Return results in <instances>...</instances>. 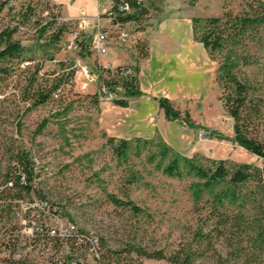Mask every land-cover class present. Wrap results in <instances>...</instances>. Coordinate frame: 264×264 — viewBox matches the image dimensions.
Returning a JSON list of instances; mask_svg holds the SVG:
<instances>
[{"label": "rangeland", "instance_id": "obj_1", "mask_svg": "<svg viewBox=\"0 0 264 264\" xmlns=\"http://www.w3.org/2000/svg\"><path fill=\"white\" fill-rule=\"evenodd\" d=\"M191 1L148 0L147 4L156 15L167 6L195 15L197 39L207 17L228 13L259 20L237 37H228L221 49L210 54L217 65L214 91L218 99L190 110L199 124L190 127V139L179 146L160 133L146 137L122 132L113 106L115 100H125V94L119 91L114 100L96 94L100 83L112 77L101 61L111 51L101 56L93 50L91 29L74 44L68 30L57 40L53 37L57 26L48 23L45 30L41 28L50 22L48 0H0V45L2 33L13 31L12 39L23 46L16 57L0 61V177L8 164H17L20 153H27L31 164L39 165L38 193L59 202L67 217L96 231L114 252L136 246L170 253L180 243H191L199 249L196 264H264V252L253 251V242L236 228L235 240L242 244L236 258L227 257L231 247L222 239L208 244L196 235L201 227L204 232L213 228L215 195L228 185L206 188L205 180L184 160L212 171L218 167L212 160L220 159L261 165L259 156L235 140V121L225 107L233 87L221 67L227 64L246 84L241 128L247 136L264 142V0H220L222 8L219 0L213 6L212 0H200L197 6ZM171 15L169 11L162 17ZM196 18L201 20L195 23ZM147 24L144 18L140 27ZM230 26H226L227 34L236 35ZM133 57L134 62L121 66L135 69L141 57L135 52ZM85 68L97 77L88 78ZM122 139L127 140L125 149H121ZM176 155L180 173L169 175L165 168ZM224 168L230 172V163ZM251 190L253 184L243 188V192ZM245 208L247 220L255 210L252 205ZM219 209L238 210L229 203ZM130 257L135 264H172L138 257L135 252Z\"/></svg>", "mask_w": 264, "mask_h": 264}, {"label": "built area", "instance_id": "obj_2", "mask_svg": "<svg viewBox=\"0 0 264 264\" xmlns=\"http://www.w3.org/2000/svg\"><path fill=\"white\" fill-rule=\"evenodd\" d=\"M48 3L50 22L43 25L65 26L70 43L91 29L98 55H106L116 44L129 45L138 56L137 44L144 41L145 26L140 23L147 18L146 0H99L95 17L84 9L76 17H67L59 5ZM131 14L138 18L125 19ZM103 67L110 69L116 83H100L96 94L100 99H117L124 93L120 80L136 76V70L128 64L117 72L109 62ZM84 73L90 79L97 77L89 75L87 68ZM38 171V164H8L0 177V264H107L103 237L67 217L59 202L38 193Z\"/></svg>", "mask_w": 264, "mask_h": 264}, {"label": "trees", "instance_id": "obj_3", "mask_svg": "<svg viewBox=\"0 0 264 264\" xmlns=\"http://www.w3.org/2000/svg\"><path fill=\"white\" fill-rule=\"evenodd\" d=\"M195 1V0H194ZM262 1V0H258ZM135 5L134 2H131ZM144 13H147V9H144ZM138 18L136 14L128 15L125 19ZM201 19L196 18L195 23ZM257 16H231L225 13L222 16L207 17L204 20V31L199 40L213 53L216 50L221 49L228 37H237V34L243 33L252 23L258 22ZM236 31V35L226 32V26ZM48 24L42 25L43 30L46 29ZM196 26L194 25V29ZM66 30L65 26H59L53 37L57 40L61 37ZM235 34V33H234ZM13 31L2 33V44L0 45V61L3 59H12L21 52L23 46L19 41L12 39ZM83 45V44H82ZM138 56L143 58L147 56V46L144 41L137 44ZM122 66L116 67L117 72H120ZM222 75L227 77V81L233 87V92L227 96L225 100V107L229 115L234 119V132L236 142L245 148L248 152L257 155L264 159V142L251 138L245 134L241 128L242 112L247 107V86L243 84L236 76L231 72L227 64L222 65ZM1 70V67H0ZM110 72V71H109ZM217 79V75H216ZM121 82V83H120ZM120 84L123 87L125 96L140 95L141 90L137 86V77L123 78L120 80ZM115 80H107L108 85L115 84ZM36 104V103H35ZM115 104L126 106L127 101L115 100ZM160 108L164 111L167 120H173L179 122L184 127H197V123L192 119L189 112L183 111L176 107L169 98H159ZM122 147L125 149L127 140H121ZM196 174L203 178L204 186L206 188L212 187L219 183H225L228 185L226 189H222L215 195V216L217 220L214 222L213 228L208 232H204L201 227L196 232V235L208 244H212L213 240L222 239L223 242H227L231 247V250L227 252V257L236 258L241 255L242 244L241 240H235L236 232L234 228L240 231V235H247L253 242V251L259 250L260 253L264 252V168L261 166H253L247 162H231L228 160H212V164H216L218 167L215 171L205 169L194 165L191 160L184 158ZM17 164H31L29 155L25 152L19 154L16 159ZM230 163L231 171L228 172L224 165ZM165 171L169 175H177L179 171L178 156L170 162L165 168ZM229 177V178H228ZM254 185V190L250 192H243V188H247L249 185ZM229 203L234 206L237 211L219 209L220 206H225ZM246 205H252L255 213L249 216ZM244 208L245 210H243ZM251 231V234L249 233ZM247 232L249 234H247ZM105 244V242H104ZM106 245V244H105ZM235 245V246H234ZM123 251H127V257L123 256ZM123 251H111L105 250L107 258V264H135L134 260L130 257V254L135 252L138 257H144L149 259H164L172 264H196L199 256V249L194 248L191 243H180L176 249L170 253H166L164 250L150 251L143 247L131 246L129 250ZM221 257V256H220ZM141 264V263H140Z\"/></svg>", "mask_w": 264, "mask_h": 264}, {"label": "crops", "instance_id": "obj_4", "mask_svg": "<svg viewBox=\"0 0 264 264\" xmlns=\"http://www.w3.org/2000/svg\"><path fill=\"white\" fill-rule=\"evenodd\" d=\"M147 1L149 24L142 33L147 56L140 58L135 67L141 94L125 96L126 106L114 104L113 107L117 108L116 119L124 134L149 137L160 133L169 143L184 146L190 139V127L167 120L160 108L159 98L167 97L176 107L189 113L199 103L209 106L214 99H218L214 91L217 65L208 49L195 37V15L174 12L170 6L156 15ZM215 1H211L212 6ZM50 2L59 5L62 14L67 17L78 16L82 9L90 17L98 13L99 0ZM191 3L197 6L200 0H192ZM218 5L222 8L220 0ZM169 11L171 16L162 17L163 13ZM110 51L111 56L101 59L103 65L109 62L112 68H116L126 62H134L129 45L113 46Z\"/></svg>", "mask_w": 264, "mask_h": 264}]
</instances>
